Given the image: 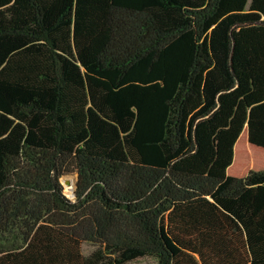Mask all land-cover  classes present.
Here are the masks:
<instances>
[{
  "label": "trees",
  "instance_id": "trees-1",
  "mask_svg": "<svg viewBox=\"0 0 264 264\" xmlns=\"http://www.w3.org/2000/svg\"><path fill=\"white\" fill-rule=\"evenodd\" d=\"M143 257L264 264V0H0V264Z\"/></svg>",
  "mask_w": 264,
  "mask_h": 264
},
{
  "label": "rangeland",
  "instance_id": "rangeland-1",
  "mask_svg": "<svg viewBox=\"0 0 264 264\" xmlns=\"http://www.w3.org/2000/svg\"><path fill=\"white\" fill-rule=\"evenodd\" d=\"M258 162V161H257ZM239 171H240V168H239ZM66 179V180H64ZM75 179H76V175L75 174H65L61 179H60V183L61 185L63 186V191L65 193V195L70 198V199H73L74 196H73V191H74V184H75ZM73 183V190L72 191H68L67 189V185L66 183ZM69 183V184H70ZM81 250H82V253L83 255L85 256H89L91 255L93 252H95L96 250H98V246L94 243H90V242H83L82 243V246H81ZM102 258L104 260H107L106 257H103V255H101ZM109 257V256H107ZM153 263V259L150 258V257H143V258H139L135 261H132V262H129V263H126V264H152Z\"/></svg>",
  "mask_w": 264,
  "mask_h": 264
},
{
  "label": "bare ground",
  "instance_id": "bare-ground-1",
  "mask_svg": "<svg viewBox=\"0 0 264 264\" xmlns=\"http://www.w3.org/2000/svg\"><path fill=\"white\" fill-rule=\"evenodd\" d=\"M64 180H66V179H64ZM69 183H66V185H67L66 187H67L68 191H72L73 190V183L72 182L70 184Z\"/></svg>",
  "mask_w": 264,
  "mask_h": 264
}]
</instances>
